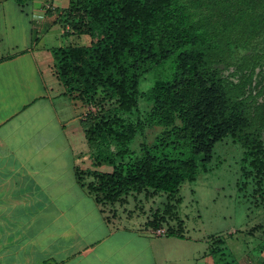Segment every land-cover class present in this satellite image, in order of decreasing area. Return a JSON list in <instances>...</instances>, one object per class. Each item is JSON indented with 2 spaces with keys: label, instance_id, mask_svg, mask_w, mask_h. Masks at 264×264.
<instances>
[{
  "label": "trees",
  "instance_id": "1",
  "mask_svg": "<svg viewBox=\"0 0 264 264\" xmlns=\"http://www.w3.org/2000/svg\"><path fill=\"white\" fill-rule=\"evenodd\" d=\"M29 1L16 0L20 6ZM59 11L65 28L91 39L89 47L53 51L57 79L74 101L114 103L118 111L132 112L142 79L171 61L168 74L145 96L151 109L144 123L94 119V128H87L88 142L100 136L107 151L111 145L116 150L110 173L75 170L78 184L98 205L165 194L163 212L149 222L154 231L163 229L182 203V185L195 182L200 168L209 171L214 146L226 138L244 149L245 176L264 185V112L243 83L232 80L235 68L224 74L238 50L264 38V0H71ZM144 127L163 131L136 154L131 145ZM179 226L165 236L184 238L185 223ZM211 240V254L221 253L225 240Z\"/></svg>",
  "mask_w": 264,
  "mask_h": 264
},
{
  "label": "crops",
  "instance_id": "2",
  "mask_svg": "<svg viewBox=\"0 0 264 264\" xmlns=\"http://www.w3.org/2000/svg\"><path fill=\"white\" fill-rule=\"evenodd\" d=\"M70 1L0 0V264H264V220L215 235L225 243L213 255L212 235L157 236L138 218L109 219L78 184L91 106L64 95L53 56L91 44L63 26ZM239 237L260 245L236 250Z\"/></svg>",
  "mask_w": 264,
  "mask_h": 264
},
{
  "label": "rangeland",
  "instance_id": "3",
  "mask_svg": "<svg viewBox=\"0 0 264 264\" xmlns=\"http://www.w3.org/2000/svg\"><path fill=\"white\" fill-rule=\"evenodd\" d=\"M236 1V0H234ZM195 13L199 15V11ZM60 30V27L58 26ZM76 39V38H75ZM61 46L81 44L77 39H61ZM234 63V64H233ZM231 68L224 74L227 76L234 71L233 81L243 83L247 96L256 102L260 112H264V38L251 42L246 48L240 49L234 54ZM171 66L169 61L164 68H158L146 75L140 84V100L138 107L132 112L125 113L117 110L114 103H103L100 106L90 107L88 114L89 128H94V119L113 120L121 119L125 124L144 123L150 112L151 106L146 101V94L154 86V82L165 77L166 67ZM168 74V73H167ZM88 112V111H87ZM163 131L160 127H144L136 141L131 145L132 150L139 154L142 144L153 145L157 136ZM264 140V131H263ZM86 148V154L82 155L81 164L89 170H99L110 173L113 167L110 165V154L115 153V147L108 145L100 136H96ZM111 144V143H110ZM109 144V145H110ZM244 149L231 138L218 142L212 153V161L208 166L209 171L203 172L200 168L195 182L182 185L179 198L182 200L176 213L166 217V222L161 230L154 231L150 226L157 211L163 212L168 203L167 195L159 194L156 197L131 195L114 206L103 208L109 219H120L131 221L138 218L145 231L157 236L167 235L169 229H178L179 223H185V229L193 236L224 235L230 238V230H249L264 220V185H256L257 179L245 176V165L243 164ZM120 162V160H118ZM81 168V167H78ZM83 168V167H82ZM247 168V167H246ZM248 171V169H246ZM90 180V178H86ZM164 231L163 233H158ZM201 232V233H200ZM222 236V238L224 237ZM238 248H250L253 254L259 247V241L251 238L239 237ZM231 240L228 246L231 248ZM249 245V246H248ZM238 252L235 251V254Z\"/></svg>",
  "mask_w": 264,
  "mask_h": 264
},
{
  "label": "built area",
  "instance_id": "4",
  "mask_svg": "<svg viewBox=\"0 0 264 264\" xmlns=\"http://www.w3.org/2000/svg\"><path fill=\"white\" fill-rule=\"evenodd\" d=\"M164 231H159L158 233H163Z\"/></svg>",
  "mask_w": 264,
  "mask_h": 264
}]
</instances>
